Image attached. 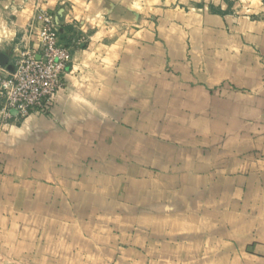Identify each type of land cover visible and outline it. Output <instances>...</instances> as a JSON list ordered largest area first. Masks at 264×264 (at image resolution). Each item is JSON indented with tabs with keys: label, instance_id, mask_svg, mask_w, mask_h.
Instances as JSON below:
<instances>
[{
	"label": "crops",
	"instance_id": "crops-1",
	"mask_svg": "<svg viewBox=\"0 0 264 264\" xmlns=\"http://www.w3.org/2000/svg\"><path fill=\"white\" fill-rule=\"evenodd\" d=\"M40 10L73 61L0 117V259L264 264V0H0V71Z\"/></svg>",
	"mask_w": 264,
	"mask_h": 264
},
{
	"label": "built area",
	"instance_id": "built-area-1",
	"mask_svg": "<svg viewBox=\"0 0 264 264\" xmlns=\"http://www.w3.org/2000/svg\"><path fill=\"white\" fill-rule=\"evenodd\" d=\"M30 34L34 46L19 53L12 70L0 71L3 123L47 114L64 87V75L73 61L72 45L62 40L51 11L38 12Z\"/></svg>",
	"mask_w": 264,
	"mask_h": 264
},
{
	"label": "rangeland",
	"instance_id": "rangeland-1",
	"mask_svg": "<svg viewBox=\"0 0 264 264\" xmlns=\"http://www.w3.org/2000/svg\"><path fill=\"white\" fill-rule=\"evenodd\" d=\"M0 264H9L8 262L6 263L5 261H2L1 259H0Z\"/></svg>",
	"mask_w": 264,
	"mask_h": 264
},
{
	"label": "water",
	"instance_id": "water-1",
	"mask_svg": "<svg viewBox=\"0 0 264 264\" xmlns=\"http://www.w3.org/2000/svg\"><path fill=\"white\" fill-rule=\"evenodd\" d=\"M0 63H1V65H5V61L4 62L1 61Z\"/></svg>",
	"mask_w": 264,
	"mask_h": 264
}]
</instances>
